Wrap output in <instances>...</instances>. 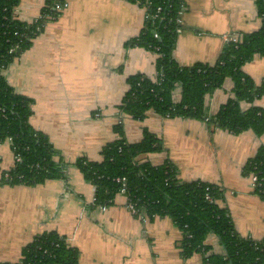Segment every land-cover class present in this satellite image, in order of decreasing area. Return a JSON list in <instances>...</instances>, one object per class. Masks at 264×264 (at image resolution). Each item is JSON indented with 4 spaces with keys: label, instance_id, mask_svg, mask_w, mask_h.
<instances>
[{
    "label": "crops",
    "instance_id": "obj_1",
    "mask_svg": "<svg viewBox=\"0 0 264 264\" xmlns=\"http://www.w3.org/2000/svg\"><path fill=\"white\" fill-rule=\"evenodd\" d=\"M48 0H21L15 14L22 22L40 16ZM68 7L45 24L31 45L4 70L15 91L32 99L31 125L49 138L65 177L43 183L10 184L5 173L15 166L11 142L0 143V263H16L22 249L51 230L79 250V264H202L179 248L183 232L169 217L142 219L117 195L107 210L94 204L93 185L75 166L85 157L101 161L104 145L120 138L140 142L144 130L155 134L161 150L140 159L153 165L171 162L182 181L201 180L220 186L226 208L243 237L264 239V198L254 192L248 161L264 147V134L252 128L232 133L213 121L168 117L150 110L143 119L125 113L122 102L128 79L142 74L157 78L158 55L133 44L144 29L145 10L129 0H66ZM182 24L173 52L180 66L215 64L226 46L225 35L249 34L262 25L258 0H184ZM257 85L264 83V56L243 66ZM235 81L205 98L215 116L234 96ZM174 100L180 101L177 88ZM253 105L264 109V93ZM243 109L252 103L243 102ZM206 243L224 251L211 233Z\"/></svg>",
    "mask_w": 264,
    "mask_h": 264
},
{
    "label": "trees",
    "instance_id": "obj_2",
    "mask_svg": "<svg viewBox=\"0 0 264 264\" xmlns=\"http://www.w3.org/2000/svg\"><path fill=\"white\" fill-rule=\"evenodd\" d=\"M20 1L0 0V143L11 139L15 155L22 159L9 171L11 178L6 181L35 185L48 179L64 178L65 163L56 160L47 135L31 125L32 99L15 91L1 71L2 66L6 69L20 54L19 50L27 49L39 35L26 37L31 35L34 24L17 18L15 11ZM139 1L151 2L153 10L158 6L164 9L165 19L156 24L159 38L154 36L153 29L144 28L133 42L158 55V78L151 79L142 74L131 76L122 110L137 119H143L148 111L153 110L168 117L213 121L216 126L232 133L252 128L262 136L264 109L253 103L264 93V83L257 85L244 72L243 66L256 55L264 56V0H258L262 25L257 31L241 34L236 43H227L215 64L192 66H180L173 58L180 27L177 18L179 11L185 8L184 0ZM42 12H47L46 7ZM14 47L15 52L10 54ZM228 77L235 81L234 96L215 116H210L205 109V98L221 87ZM177 88L181 90L182 98L176 102L173 95ZM243 102L252 103V106L243 109ZM119 131L120 138L102 147L101 161L82 157L74 163L86 180L96 187L95 205H113L122 187V182L117 179L125 178V196L127 201L134 203L138 213L149 218L167 216L183 232L179 248L184 258L200 253L202 264H264V239L243 237L236 231L229 211L219 204L223 197L220 186L201 180L182 181L171 162L153 165L140 159L143 154L162 149L157 136L148 129L144 130L142 140L136 143L127 142L121 128ZM252 171H256L259 178L254 192L264 198V147L248 161L245 172L250 175ZM211 233L219 238L224 248L222 253L214 252L206 243ZM0 264H79V250L71 246L65 236L51 230L25 245L18 262Z\"/></svg>",
    "mask_w": 264,
    "mask_h": 264
},
{
    "label": "built area",
    "instance_id": "obj_3",
    "mask_svg": "<svg viewBox=\"0 0 264 264\" xmlns=\"http://www.w3.org/2000/svg\"><path fill=\"white\" fill-rule=\"evenodd\" d=\"M136 3L140 4L145 10V26H144V28L147 30L153 29L154 30V36L156 38H159V33L156 30V24L158 21L161 22L162 20L165 19L164 15H163L164 14L163 7L158 6V7H156L155 10H153V9H151V2L141 3L138 0V1H136ZM45 7L47 9V12H42L40 14V16L38 18H36L34 21L27 22L29 24H34V28L31 29V35H29V36L27 35L26 36L27 38H31L32 34H34V35L40 34L43 31L45 24L48 21L55 20L68 7V2L66 0H50V2H48ZM183 13H184V9L179 11V16L177 18V23L180 24V27L178 28V33L180 31L181 24H182ZM15 34L17 35L18 32L15 31ZM224 38L226 40V44L231 43V42L236 43L239 40L240 35L228 34V35H225ZM15 49H16V47L11 48L9 53L13 54L15 52ZM4 70H5V67L2 66L1 71L4 72ZM157 78H158V74H157ZM9 141L11 142V139ZM21 161H22L21 157L19 155H15V166L17 165V163H20ZM5 178H6V180L11 178V175L9 174V172L5 173ZM250 179H251L252 187H253V189H255L259 185L258 184L259 178H258L256 171L251 172ZM117 180L119 182H122V187L120 189V193L125 195V193L127 191L126 179L125 178H118ZM93 191L94 192L96 191L95 186H93ZM207 198L210 199V196L208 195ZM99 206L102 210H107L111 205L104 204V205H99ZM126 206L128 207V209L133 214L139 216L142 219L146 218L145 214L138 213L137 209L135 208L134 203H132L131 201H127Z\"/></svg>",
    "mask_w": 264,
    "mask_h": 264
},
{
    "label": "water",
    "instance_id": "obj_4",
    "mask_svg": "<svg viewBox=\"0 0 264 264\" xmlns=\"http://www.w3.org/2000/svg\"><path fill=\"white\" fill-rule=\"evenodd\" d=\"M19 52H21V50H19Z\"/></svg>",
    "mask_w": 264,
    "mask_h": 264
}]
</instances>
